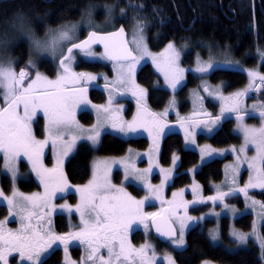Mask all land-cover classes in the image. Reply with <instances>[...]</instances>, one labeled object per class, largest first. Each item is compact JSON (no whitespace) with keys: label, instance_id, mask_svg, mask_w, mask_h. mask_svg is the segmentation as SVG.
<instances>
[{"label":"snow or ice","instance_id":"6c2138e0","mask_svg":"<svg viewBox=\"0 0 264 264\" xmlns=\"http://www.w3.org/2000/svg\"><path fill=\"white\" fill-rule=\"evenodd\" d=\"M18 23L21 30H25L24 18L18 17ZM76 26L65 27L55 34L49 36L48 39L40 40L33 39V44L37 49L45 51L56 52L64 42L71 43L74 39L73 33ZM30 31V29L28 30ZM51 31V30H50ZM103 43L105 53L101 59H106L114 63L117 72V79L114 82L106 81L105 87L109 89L108 106L92 105L96 109L98 116V124L92 129H88L91 134L85 136L74 135L66 145L61 156L57 159V166L53 169H45L42 166V159L44 157V149L49 142L55 147L58 141H63L68 136L73 124H75V111L77 109L87 110L90 103L87 100L88 86H91L93 81L98 79L97 76L86 73H75L72 71L71 64L73 63L72 53L76 50L84 53L87 57H94L95 53L91 48L93 44ZM137 49L143 47V55L135 56L132 50L128 47V42L124 39V31L120 29L118 32L111 33L107 36H99L96 32H90L86 40L79 43H71L68 48V55L60 61V66L63 75H60L56 80H48L46 77L37 73L35 80L25 88L23 87L26 79H29L28 73L21 70L17 75L11 68L0 67V90H3V101L7 107L0 108V154L3 155L6 172L12 173L13 180L16 179L17 173L15 171L14 161L21 156H26L32 163V170L36 172L40 183L44 185L45 192L43 195L34 194L32 196H23L19 193H14L12 198L4 197L0 193V205L5 201L9 205V216H13L12 209H17L21 215L22 227L17 233L11 231L5 233L0 227V261L8 264V259L12 253H19L20 261L17 264H41L42 255L48 254L53 250V245L59 242L64 245L67 251L69 245L78 241L80 244L87 243L88 255L83 261V264H136V259H139V264H155V253L149 258L146 255V249L150 247L145 245L140 249H132L130 245L126 246L124 238L120 235L122 231L127 232L134 229V227L143 225L147 231L149 228L148 221L156 226V231L159 235L168 237L171 242L177 247L183 246L184 228L186 224L182 222L179 233V238L176 239V232L173 229L162 231L160 222H166L164 214L162 213H147L143 212L145 206H151L153 200H160L162 204H174L175 201H164L161 197V191L165 184L173 179L172 169H160L163 174V180L160 186L153 187L150 183L145 182L143 186L148 190L149 195L142 200L133 199L128 193L121 188H115L110 182L111 168H108L107 174L101 176L99 174L100 165L97 164V172L94 173L93 179L88 185L83 188H76L75 191L82 194V205L78 206L75 211L80 213L81 223L84 229L80 232L69 233L65 236H48L45 240L44 220L45 215L39 214L36 209H41L42 212L47 213L49 204L48 201L52 198H57L58 194L66 193L71 190V185L67 183V179L63 176V157H67L75 148L78 140H87L95 147L100 143L101 135L107 131L110 126L115 132L122 133L124 136L139 135L141 130L148 132L152 136V127H150L143 116L134 118L131 122H124L120 119L119 113L123 112V107L113 109L111 105L115 102L117 96H123L124 92H116L112 94L115 88H123L128 83V77L133 78L137 66L144 60L145 56L150 55L147 52L146 46L143 45L142 37L139 40H134ZM170 55L166 59V69H160L164 72L165 80L168 86L174 91L182 86L184 77L182 75L183 69L178 67L179 53L172 44L168 45ZM155 62V58H153ZM212 64L201 65L193 71L199 73H207ZM173 73L170 77L169 73ZM249 76L253 81L258 79L260 84L251 83L244 91L237 92L230 97L216 96L214 98L224 100L225 106L221 108L220 116L208 121H200L199 124H193L186 129V142L195 144V137L200 131L213 133L220 125L222 119L229 118V114L235 113V119L238 121V128L244 135V146L240 148L239 153H244L249 145L256 149V155L251 160L247 161L249 169L256 172V182H249L243 188L233 189L232 191H239L244 193L246 199L248 198V189L259 188L264 190V126L260 128H250L244 125L245 115L241 113V98L252 91H259L264 87V75L250 72ZM81 84L86 85L80 87ZM112 85V87H109ZM209 96H213V92L205 88ZM137 96V103L140 104V97L147 95L146 91L137 86V90L132 93ZM203 99V98H199ZM175 101H173V104ZM23 107V115L21 116L18 109ZM259 107V115L264 119V104L259 106L254 105L253 108ZM42 111L47 121V137L45 140H37L32 134L31 124L34 118H38V113ZM167 114V110L165 112ZM148 115L155 116V114L148 113ZM103 122H99V121ZM158 123V122H155ZM78 127V125H77ZM167 125H158V131L164 134ZM154 139L155 151H160L159 144ZM202 162L210 159L216 153V150L201 149ZM233 151H236L233 149ZM140 156L141 154H137ZM179 157L173 156V166L176 165ZM150 166L144 170L149 174L154 172L152 157L149 153ZM237 161H240V155H237ZM113 163H120L114 161ZM237 173L239 169L237 168ZM125 182L144 181V175L135 168L133 164L131 167L125 165L124 172ZM236 178L233 177V183ZM195 191V188L193 189ZM115 194H109V193ZM181 193H174L173 196L182 195ZM230 193H221L217 197H209V199H223L224 196ZM19 197V200L16 199ZM43 202V203H42ZM202 201H192L197 203ZM257 201H252L256 205ZM185 210L187 203L183 204ZM31 208V210H29ZM61 208L72 211L70 206L61 205ZM264 210V205H261ZM168 209H165V213ZM87 215L88 219H85ZM264 216V211L261 212ZM33 218L36 223L33 224ZM187 220L194 219L193 217H186ZM26 221V223H25ZM50 225V221H49ZM215 239V237H213ZM241 241L245 237L240 235L237 237ZM44 241L43 244L36 246L34 242ZM119 244V250L116 246ZM101 249H107L108 259H104L100 255ZM98 258V259H97ZM169 264H174L169 258Z\"/></svg>","mask_w":264,"mask_h":264},{"label":"rangeland","instance_id":"374dc122","mask_svg":"<svg viewBox=\"0 0 264 264\" xmlns=\"http://www.w3.org/2000/svg\"><path fill=\"white\" fill-rule=\"evenodd\" d=\"M98 9L99 8H97L96 10L98 11ZM88 10L89 9L85 11V13L81 18L76 20L77 22L66 21L64 22V24L61 25L60 31L64 30L65 27H71L73 25L76 26L75 32L73 33L74 39L71 43L78 41L81 36H83L85 33L90 31L105 33L107 31H111L115 29L117 26V19L125 15V11L123 10L114 12L113 8L112 9L110 8L109 11L107 7L106 8L104 7L103 10L102 9L99 10L104 14V16L103 14H100L99 16H103V17L106 16L104 19H102L103 17L102 18L99 17L98 14H96V12L94 13L97 16L93 13L92 8L90 9V11ZM100 18L102 20H99ZM25 26H26L25 30L23 31L21 30L19 25L13 26L11 31L12 36L21 37V38L24 37L29 41L30 49L34 56V61L32 65L33 68L29 70L30 75L28 77L30 78L27 79V82L26 84H24V87L26 88L28 84L32 82V80H35L37 73H39L43 77H46L48 80H56L62 73V69L59 63L60 62L59 58L71 46V43L64 42L62 46L56 50L55 53H53L50 50L45 51L42 49H37L33 44V39L45 40L48 39L49 36H51L52 34L44 35L42 37H37L31 31H28L29 29L27 28L26 23ZM141 37L143 39V45L146 46L147 52L150 55L145 56L144 60L137 66L136 72L145 63H150L153 67V70L160 78V81L156 82L155 87L163 88L170 92V97L167 99V104L153 108L151 109V111H153L154 113L157 112L168 119L171 118L179 119L180 121H177L178 124L173 125L171 129L172 132H177L182 136L185 149L195 150L199 155L198 163L187 169V172L191 178L190 183L187 186H183L176 189H169V186L171 185L173 179L169 183L164 185L161 191L162 199L164 201H175V203L162 204L160 200H153L151 206L144 207L143 212L145 214L162 213L163 209L168 208L169 218L172 221L177 232L176 239L179 238L182 222L186 224V227L184 228V241H185L186 233L190 228L195 226L202 227L206 221L210 220L212 221V223L207 228V234L210 240L214 244L223 245L229 250H236L238 248H247L250 246H255L258 252V256L261 259L262 264H264V239L261 237V233H260L261 225L264 222V216L261 215V212L264 211L261 209V205H264V198H258L257 196L251 194L252 191L264 192V190H261L259 188L248 189L247 199L244 193L239 191H232L233 189L243 188L250 181L256 182V172L253 169L248 168L247 161L245 160V157H247L248 160H251L252 157L256 155L255 147L249 145L244 153H239V150L241 147L244 146L245 141H244L243 132H241L238 128V121L235 119V116L232 117L234 119L233 133L239 136L240 141L238 143L217 147L211 145L209 142L199 141L198 139L199 134H205V135L212 134V133L209 134L207 132L200 131L199 128L197 129L198 134L195 137V144L186 142L185 139L186 129H188L191 125L199 124L200 121H208V120L195 121V120H190L189 118L197 117V116H208V115H211L213 116L212 118H215L217 116H220L221 108L225 106L226 103H230V101L226 102L224 100L217 99L214 97L216 96L230 97L237 92L244 91L246 88L249 87L251 83L256 84L260 82L258 79L253 81V78L249 76V73L253 72V73H257L258 75H263V73L261 72L260 64L264 63V51L258 48L255 50L256 52L254 51L253 53L247 55L249 56L253 54L256 57L257 61L252 65L248 64L247 59L238 58L231 51H228L226 49L219 50L215 54L212 52L211 53L208 52L206 57L198 53L192 57L191 61H193V63L190 64V63H184V61L186 60L185 54L189 49L186 44L185 45L177 44L171 40L168 41L165 45H163L159 49H153L146 35L144 23L142 21L141 22L137 21V19L134 18V20L131 21L130 28L127 31V41L132 51L134 52L135 56L138 57L143 55V47L137 49V46L135 43H133V41L139 40ZM169 44H172L176 49V51L179 53L178 67L184 70L182 73L184 77L183 84L186 81L188 72H192L196 76H200L198 80V84L196 86L189 88L184 95H180L176 93L183 86V84L174 91L172 88L168 86V82L165 80L164 72L160 70V69H166V59L170 55L168 51ZM91 50L92 52L95 53L94 57H87L84 55V53L80 51H74L72 53V57H73V63L71 64L72 71L76 73L88 72L85 69V67H79L76 69L75 65L81 61L106 63L108 64L107 66L109 67L110 71H108V69L105 67L101 70V72L95 74H99V76L103 80H108V82H114L117 79V72L115 70L114 63L106 59H101L100 57L103 56V53L100 52L95 47H92ZM153 58H155V62L153 61ZM45 60H49V63L45 62L43 64L42 62ZM207 64L213 65V67L210 68L207 73H199L193 71L197 67ZM216 69H235V70L243 71L246 74L248 80L246 87L230 89L228 88V83L225 80H220L217 82L211 81L208 75ZM136 72L134 76V83H133V78L128 77V83L124 86L125 91L132 94L134 91L137 90V86H138L139 88H142L147 92L146 87H142L138 85L136 81ZM169 75L171 77L173 73L170 72ZM85 86L86 85L84 84L82 85V87ZM90 88L91 86H88V96H89ZM205 88L211 90L213 92V96H209L208 92L205 91ZM199 98H203V99L201 100ZM87 100L90 102L89 105L94 104L91 100H89L88 97ZM140 100L144 101V103L148 106L147 95H146V99H142L141 97ZM173 101H175L174 104ZM261 104H264V96H260V95L256 96V95H252L251 93H248L246 96L241 98V113L242 114L247 113L244 119L245 126L250 128H260L264 126V119L260 117L259 112L257 113V110L258 111L260 110L259 107L255 109L253 108L254 105L259 106ZM166 110H167V114H165ZM80 111L82 110L76 112L75 114L76 119L78 118V113ZM232 115H236V114H232ZM251 116L256 117L257 120L250 119ZM230 117L231 115L229 114V118ZM226 119L228 118L222 119L220 125L215 129V131H217L221 127L222 123ZM99 122H103V121H99ZM97 124H98V118L97 121L94 118L93 123L90 125H84L80 123L78 120L75 124H73L68 136L64 138L61 144H57L55 147H53V145L52 146L48 145L50 151L48 150V152H46L45 155H50L52 161L44 162L45 169H53L57 166V159L58 157L61 156L66 145L71 140L72 136L79 135L86 137L87 135L91 134L87 130L92 129ZM31 128H32V124H31ZM110 130L113 129H111V127L108 126L107 131L103 132L102 135ZM110 133L114 134L112 131H110ZM155 134L158 135L157 132H155ZM138 137H145V136H138ZM146 138L149 141L148 148L136 149L131 147L126 151V153L118 156H95L91 161L90 176L85 183L80 185H74L68 183L69 185H71V190L66 193L58 194L57 198L50 199L48 201L49 208L47 213L42 212L41 209H36V211L39 214L45 215L44 228H43L44 233L47 234L45 235V240H47L48 236H65L69 233L80 232L84 229V225L81 223L80 213L75 211V209L78 206L82 205V199H81L82 194L80 192L75 191V189L83 188L84 186L88 185V183L93 179L94 173L97 172V167H96L97 164L100 165L99 174L101 176L107 174L108 168L110 167L111 173L109 178L111 184L115 188L122 187L124 191L128 193L135 200H142L144 199L145 196L149 195L148 190L143 186L145 182L150 183L153 187H157L161 185V182L163 180V174L160 172V169H172L173 178H174L176 168L179 164V160L177 161L176 165L173 166V156L179 157V155L177 153L173 154L170 164L168 165L162 164L159 159L160 151L158 153L155 151L153 138H155L157 143L159 139H157V137L155 136H153L152 139L149 137ZM81 142H87L93 148H96L99 145L98 144L94 147L90 141L78 140L76 142V146L73 149V151L67 157H63L64 164L62 170H64L66 162L74 153L77 145ZM201 149L216 150L217 154H214L212 158L206 159L202 162L201 159L202 154L200 151ZM233 149H235L236 151H233ZM138 153L141 155L138 156L137 155ZM149 153L151 154L152 163L154 166V172L152 174L144 172V170L150 166ZM238 154L240 155L241 162L237 161ZM214 159L224 160L223 178L219 182H212L211 183L212 193L205 195L201 185L196 180L195 174L201 165ZM23 160L27 161L26 156H21L18 160L14 161L17 177L15 180H13L12 173L6 172L4 168L5 160L3 155L0 154V193H3L4 197L12 198L14 193H19L22 194L23 196L44 194L45 192L44 185L40 183V180L37 177L36 173L33 176L29 177L22 172L25 171L24 169L21 171L20 161ZM114 161H118L120 163H113ZM133 164L135 165V168L138 169L139 172L144 175V181H135L131 183L124 181L125 165L131 167ZM237 168L239 169L238 173L236 170ZM3 175L8 176L10 179V189L7 193L3 191L1 186V177ZM233 177L236 178L235 183H233ZM20 179L35 181L38 185V188L33 191H23L18 186V181ZM128 185H134L135 187L141 189L143 193L140 195L134 194L130 190ZM194 188L195 191H193ZM181 190H183L182 195H177L175 197L173 196L174 193L177 194L181 193ZM221 193H230V194L224 196L223 199H216V200L209 199V197H217ZM109 194H115V193L113 192ZM73 196L75 199L72 201L71 197ZM0 199H2V197H0ZM16 199L19 200V197H16ZM238 199L242 201L241 205H238V203H233L235 200ZM194 200L202 201V202L192 203V201ZM252 201H257L258 203L256 205H253ZM185 202L187 203L186 210L183 206ZM61 205L70 206L72 211L69 212L67 209L61 208ZM2 206L6 207L7 214L4 218L1 219L0 222L7 224L9 227V231L13 233L19 232V230L22 227L21 215H24L26 213H20L17 209H12L14 215L10 217L9 205L7 204V202L5 201L2 204ZM201 206H207V207L204 209V211H200L201 213L199 214L192 213ZM29 210H31V208H29ZM245 213H249L252 216L251 228L248 231L241 230L235 223V219L239 218L241 215ZM56 215L65 216L68 226V230L65 233L62 234L57 233L54 226V218ZM186 217H193L194 219L187 220ZM223 217H228L230 220L228 224L229 230L227 231L228 238L226 240L223 239L220 234V227L222 226L221 222ZM85 219H88L87 215L85 216ZM49 221H50V225H49ZM32 223L33 224L36 223L35 218H33ZM148 224H149V228L147 231L145 230L143 225L136 226L131 231H127V232L122 231L120 235L124 238L126 246L130 245L132 249H140L145 245H149L150 247L146 249V255L149 258H151L154 252L155 264H159V263L169 264V258H171V261H174V264H177L172 255L173 251L175 250L178 251L183 249L185 247L186 242L184 243L183 246L177 247L170 240L168 243H166L167 250L160 251L158 249L157 241L151 235L150 220L148 221ZM9 231L6 232L4 231V232L7 233ZM134 231H140L144 237L143 241L137 245H135L132 241V233ZM240 235L245 237L244 241H241L240 239L237 238ZM213 237H215V239ZM34 243L36 244V246H39L40 244H43L44 241H36ZM73 248L79 249V251L76 252L77 253L76 255L73 253ZM54 249L61 250L62 253L61 264H83L84 259L88 255L87 243L80 244L78 241L72 242L69 245L67 251H65L64 245L60 244L59 242L53 245V250ZM116 250L117 251L119 250V244H117ZM51 251L48 254L42 255V260L45 257H47L51 253ZM100 255H102L104 259L109 258L107 249H101ZM12 256L16 258L14 262L12 261L10 262V258ZM18 261H20L19 253H12L8 259V264H17ZM0 264H4V262L0 261ZM24 264H27V262H24ZM136 264H139L138 258L136 259ZM201 264H218V263L207 260V261H203Z\"/></svg>","mask_w":264,"mask_h":264},{"label":"trees","instance_id":"16d2710c","mask_svg":"<svg viewBox=\"0 0 264 264\" xmlns=\"http://www.w3.org/2000/svg\"><path fill=\"white\" fill-rule=\"evenodd\" d=\"M253 1L255 4L254 15L250 6L251 0H0V43H12L13 40H16L15 42L19 40V37L11 34L13 26L19 24L18 17H26L24 21L27 28L31 27L30 31L34 35L43 36L49 27L66 21H76L83 16L87 9L90 11L92 7L110 4V8H113L114 12L125 11V15L117 19V23L123 24L127 30L134 18L144 23L146 35L153 49H159L171 40L178 44L183 41L188 42L191 47L200 44L206 49H213L214 51L211 52L214 54L219 50L226 49L238 58L247 59L248 64L252 65L256 63L257 59L253 54L247 55L253 53L256 46L264 51V0H259L260 6L257 0ZM96 13L101 14L97 11ZM20 40L18 44L11 47L16 49L18 55L24 59L29 53V46L24 38H20ZM205 55L207 56V53ZM192 57L193 54H186L184 62L190 63ZM18 68H22V66ZM85 68L91 70L93 67ZM260 68L264 74V63L260 64ZM27 72L29 76L28 69ZM208 77L213 82L225 80L230 89L246 87L248 81L243 71L235 69H216ZM199 78L200 76L188 72L185 83L176 93L184 95L189 88L198 84ZM136 81L139 86L147 88L149 108L153 109L167 104L170 92L155 87L160 78L150 63H145L137 70ZM259 95L264 96V87L256 96ZM89 97L94 103H102L105 100V93L99 88L91 87ZM131 112L132 107L128 105L125 115L128 117ZM250 119L257 120L253 116ZM78 120L82 124L89 125L93 122L94 116L91 111L82 110L78 113ZM233 120L231 117L226 119L221 127L211 135L199 134V141H206L217 147L238 143L240 138L233 133ZM34 128H36L37 137L43 135L41 117L37 118ZM148 144L149 141L146 137L125 139L106 132L101 136L100 143L96 148L87 142L77 145L65 164V175L69 183L83 184L90 176V165L95 156H118L126 153L131 147L144 149L148 147ZM175 153L179 155V164L169 189L187 186L191 180L187 169L199 161L197 151L185 149L182 136L177 132H171L163 138L159 155L160 162L164 165L170 164ZM223 163V159H214L204 163L197 170L195 177L205 195L212 193V182H219L223 178ZM25 166L26 162H20L21 170ZM1 186L6 193L10 189V180L5 175L1 177ZM18 186L23 191H33L38 188L35 181L23 179L18 181ZM128 187L136 195L143 193L134 185H128ZM251 194L258 198H264L263 191H252ZM74 199V196L71 197L72 201ZM233 203L241 205L242 201L238 199ZM206 207L201 206L192 213L199 214ZM6 214V207L0 205V220ZM229 221L228 217H223L221 222L220 234L225 240L228 238ZM211 223L212 221L208 220L202 227L195 226L187 231L185 247L173 251L172 254L177 264H201L207 260L218 264H262L255 246L229 250L223 245L214 244L207 234V228ZM235 223L241 230L248 231L251 228L252 216L245 213L235 219ZM54 226L57 233H65L68 230L65 216L56 215ZM260 233L264 239V222L261 225ZM143 239L140 231L132 233V241L135 245L142 242ZM157 243L160 251L167 250L166 244L159 241ZM78 251V248H73L75 255ZM15 259L12 256L10 262H14ZM61 261V250L54 249L41 261V264H61Z\"/></svg>","mask_w":264,"mask_h":264},{"label":"flooded vegetation","instance_id":"af4514ba","mask_svg":"<svg viewBox=\"0 0 264 264\" xmlns=\"http://www.w3.org/2000/svg\"><path fill=\"white\" fill-rule=\"evenodd\" d=\"M258 1V4H259V6H260V2H259V0H257ZM251 5V9H252V11H253V15L255 14V4H254V1L253 0H251V3H250ZM104 7L106 8H108V10L110 11V4H106V5H102L101 7H99V6H95V7H92V9H93V13L94 12H96L97 10V8H99L98 9V11L97 12H101V11H99L100 9H104ZM97 14V13H96ZM95 14V15H96ZM101 14H103V12H101ZM94 16V15H93ZM103 16H104V14H103ZM103 16H101V17H103ZM106 17V16H105ZM105 17H103L102 19H104ZM101 18L99 19V20H102ZM255 21V20H254ZM62 24H64V22L63 23H58V24H56V25H54V26H52V27H49L48 28V31L44 34V35H50V34H55V33H57V31H60V29H61V25ZM120 25H122V26H124L123 24H119V23H117V26H116V28L115 29H117ZM125 27V26H124ZM115 29H113V30H115ZM125 29H126V27H125ZM51 30V31H50ZM113 30H111V31H113ZM126 31H128L127 29H126ZM107 32H109V31H107ZM89 32H87V33H85L83 36H81L80 37V39L78 40V41H76V42H74V43H78V42H80L81 40H83L84 38H86V36H87V34H88ZM43 35V36H44ZM37 37H42V36H37ZM20 38L21 37H19L18 39V41L17 42H15L16 40H13V42L12 43H7V42H1L0 43V46H1V48H0V67H3V68H11L17 75L20 73V71L21 70H24V71H26L27 72V69L28 70H30V69H32L33 67H32V65H33V61H34V56H33V53L31 52V49H30V43H29V41L26 39V38H24L26 41H27V44H28V46H29V53H28V55L23 59V58H21L19 55H18V53H17V51H16V49H13V47H11V46H13V45H16V44H18L21 40H20ZM176 43V42H175ZM2 44H5V45H2ZM178 44V43H177ZM179 44H183V45H187L188 46V51L186 52V54H193V56H195L196 54H200V55H203V56H205L206 57V53L208 54V52L210 53L211 51H214L213 49L211 50V49H209V48H205V46H203V45H200V44H197L195 47H191L190 45H189V43L188 42H180ZM3 46H6V47H3ZM71 47V46H70ZM92 47H95L96 49H98L100 52H102L103 53V51H102V49L100 48V46H98V45H93ZM256 49H258V46H256V48H255V50ZM254 50V51H255ZM76 51H79V50H76ZM256 52V51H255ZM185 54V55H186ZM68 55V49L60 56V58H59V60L61 61V59H63L65 56H67ZM103 55H104V53H103ZM5 59H7V60H5ZM45 62H47V63H49V60H45V61H43L42 63L44 64ZM60 63V62H59ZM96 63H99V64H101V65H97ZM92 62V61H81V62H78L76 65H75V67H76V69L77 68H79V67H93L91 70H89V69H86L88 72H84V73H86V74H90V73H93V74H95V73H98V72H101V70L103 69V68H107L108 69V71H110L109 70V67L107 66L108 64H106V63H101V62ZM185 63V62H184ZM193 63V61H190V64H192ZM19 66H22V68H18ZM74 72V71H73ZM28 73V72H27ZM76 73V72H75ZM81 73V72H80ZM60 75H63V72L60 74ZM95 75H98V74H95ZM98 80H102V78L99 76L98 77ZM31 81V80H30ZM26 82H27V79L25 80V82H24V84H26ZM97 84V83H96ZM96 84H93L91 87H95L96 86ZM83 84H81L80 86H82ZM23 87H24V85H23ZM95 88H99V87H95ZM99 89H101V88H99ZM103 92H104V90L103 89H101ZM105 93V92H104ZM106 95V94H105ZM3 90H0V108H1V105H3L4 107H7V105L4 103V101H3ZM3 108V107H2ZM19 111H20V113H22L23 114V107L21 106L19 109H18ZM43 112L42 111H40L38 114H42ZM39 117H41V119H42V130H43V134H44V126H43V116L42 115H39ZM80 122V121H79ZM85 125V124H84ZM31 130L32 131H34V133H33V135H37L36 134V128H31ZM38 138H40V137H38ZM1 221V220H0ZM0 227H2V229H3V231H9V227H8V225L7 224H5V223H3V222H0Z\"/></svg>","mask_w":264,"mask_h":264},{"label":"crops","instance_id":"0c3cea01","mask_svg":"<svg viewBox=\"0 0 264 264\" xmlns=\"http://www.w3.org/2000/svg\"><path fill=\"white\" fill-rule=\"evenodd\" d=\"M91 75H94V76H97V77H99V74L98 75H95V74H93V73H90ZM106 81H108V80H101V81H98V79L96 80V81H93L92 83H91V85H93V84H96V83H106ZM112 86V85H111ZM80 87H82V86H80ZM125 87H123V88H117V89H119L120 91H122V92H124L125 93V95H127V96H117L116 97V100H115V102L111 105V107L115 110V109H119V108H121V107H123V112H121V113H119V116H120V119L122 120V121H124V122H131V121H133V119L134 118H140L141 116H143L144 117V119L147 121V123H148V125L150 126V127H152V136H149V134H148V132H146V131H143V130H141V133L139 134V135H136V134H134V135H130V136H124L122 133H118V132H115V131H113V130H110V131H112L113 133H114V135L116 134V135H118V136H121L122 138L124 137V138H137L138 136H145V137H149V138H151L152 139V137L153 136H155V137H157V139H159V141H158V144H159V149L161 148V144H162V141H163V138L167 135V134H169V133H171L172 132V127H173V125H176V124H178V122L177 121H180V120H176L175 122H172V123H169V122H163V121H161L160 119H159V117H158V115L159 116H162L161 114H158V113H154L153 111H151L149 108H147V107H145V105H144V103H142V101L140 100V104L138 105V103H137V98L136 97H134V95H132V94H130V93H128L127 91H125V89H124ZM101 89H103L104 90V92H105V94H106V99L104 100V102H102V103H94L93 105H97V106H108V97H109V94H110V92H109V89L108 88H106V87H102ZM116 92H118V91H116V90H113V92H112V94L113 95H115L116 94ZM147 93V92H146ZM253 95H257V94H253ZM87 97L89 98V96H88V92H87ZM141 98V97H140ZM142 99H146V96H144V97H142ZM89 100H90V98H89ZM144 102V101H143ZM123 103H125V104H123ZM128 105H131V107H132V112H131V115L129 116V117H126V115H125V111L124 110H126L127 109V107H128ZM92 105H89L88 104V106H87V109L88 110H90L92 113H93V116H94V118L96 119V121H97V118H98V116H97V111H96V109H93L92 107H91ZM4 108V107H3ZM80 109H77L76 111H75V114H76V112H78ZM19 111V110H18ZM260 111V110H259ZM258 110H257V113L259 112ZM253 112V111H252ZM19 113H20V111H19ZM148 113H151V114H155V116H152V115H148ZM249 113V112H248ZM232 114H235V113H232ZM232 114H230V115H232ZM20 115L22 116L23 114L22 113H20ZM38 115H42L43 116V126H44V134L42 135V136H40V138H36L37 140H45L46 139V137H47V121H46V118L44 117V115H43V113L42 114H38ZM235 116V115H234ZM233 116V117H234ZM213 117V116H212ZM74 119H75V122H77L78 120V118L76 119L75 118V116H74ZM212 119H214V118H212ZM171 120V119H170ZM198 120H208V119H204V117H200L199 116V119ZM94 121V120H93ZM102 121V120H101ZM155 122H158V123H155ZM93 123V122H92ZM91 123V124H92ZM167 125V127L165 128V131H164V134H160L159 133V131H158V125ZM90 125V124H89ZM110 131H108L109 133H110ZM155 132H157L158 133V135H156L155 134ZM33 134V133H32ZM62 143V141H59L57 144H61ZM48 145L50 146H52V144H51V142H49L48 143ZM48 145H46V147H45V149H44V153L46 154V152H48V150H49V148H48ZM148 146H149V144H148ZM148 148V147H147ZM51 149V148H50ZM50 151V150H49ZM44 154V155H45ZM28 173H29V170H28Z\"/></svg>","mask_w":264,"mask_h":264},{"label":"water","instance_id":"95a60500","mask_svg":"<svg viewBox=\"0 0 264 264\" xmlns=\"http://www.w3.org/2000/svg\"><path fill=\"white\" fill-rule=\"evenodd\" d=\"M120 29H121V28H120ZM120 29H119V30H120ZM119 30H117V31H115V32H118ZM111 33H114V32L112 31V32H110V33H97V35H99V36H107V35H109V34H111ZM88 36H89V34L87 35V38H88ZM87 38H86V39H87ZM86 39H85V40H86ZM124 39H125V35H124ZM83 41H84V40H83ZM96 44L101 45L103 51L105 52V48H104V44H103V43H96ZM42 166H43V165H42ZM43 168H44V167H43ZM63 176L66 178L64 172H63ZM67 183H68V181H67ZM165 209H168V208H165ZM165 209L162 210V214H164V217H165V221H166V222H160L161 230H162V231H168V230L171 228V229L175 230V232H176V229H175V227H174L172 221H171L170 218H169V209H168V211H167L166 213H165ZM150 228H151V232H152L153 236H154V237H155L160 243H167V242H169V241L171 240V239L168 238V237H164V236L159 235V233H157V231H156V226L152 224V221H151V220H150ZM176 236H177V232H176ZM175 238H176V237H175Z\"/></svg>","mask_w":264,"mask_h":264},{"label":"bare ground","instance_id":"6f19581e","mask_svg":"<svg viewBox=\"0 0 264 264\" xmlns=\"http://www.w3.org/2000/svg\"><path fill=\"white\" fill-rule=\"evenodd\" d=\"M95 14V13H94ZM97 16V15H96ZM99 16V15H98ZM17 17V16H16ZM24 18H26V17H24ZM14 20V19H13ZM81 20V19H80ZM16 21V20H15ZM72 22V21H71ZM75 22H77V21H75ZM17 23V22H16ZM19 25V24H18ZM15 26V25H14ZM10 27V26H9ZM123 29V31H124V35H125V40L127 41V31H126V29H125V27L124 26H122V25H120L117 29H115V30H113V32H115V31H117V30H119V29ZM20 29V28H19ZM30 29H31V27H30ZM90 32H95V31H90ZM89 32V33H90ZM110 32H112V31H109V32H105V33H110ZM88 33V34H89ZM96 33H98V32H96ZM87 34V35H88ZM86 38H87V36H86ZM86 38H84L83 40H85ZM83 40H81V41H83ZM80 41V42H81ZM128 42V41H127ZM79 43V42H78ZM93 45H98V46H100V48L102 49V46L101 45H99V44H93ZM92 45V46H93ZM128 47L131 49V47H130V45L128 44ZM132 50V49H131ZM102 51H103V49H102ZM103 53H105L104 51H103ZM132 53H133V55H135L134 54V52L132 51ZM264 75V74H263ZM105 84L106 83H97L96 84V86L95 87H99V88H102V87H105ZM256 84H260V82H258V83H256ZM92 86V85H91ZM109 87H112L111 85H109ZM263 89V87L259 90V91H252V92H250L252 95L253 94H257L258 95V93L261 91ZM114 90H116V91H118V92H122V91H120L119 89H117V88H115ZM124 96H127V95H125L124 94ZM2 107H4V106H2ZM1 107V108H2ZM252 115V114H251ZM234 115H231V118L233 117ZM179 120V119H178ZM166 122H169V123H172V122H175L176 120H174V121H172V120H170V119H168V120H165Z\"/></svg>","mask_w":264,"mask_h":264}]
</instances>
